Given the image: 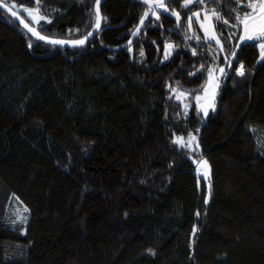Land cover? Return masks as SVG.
Here are the masks:
<instances>
[{
  "label": "trees",
  "instance_id": "obj_1",
  "mask_svg": "<svg viewBox=\"0 0 264 264\" xmlns=\"http://www.w3.org/2000/svg\"><path fill=\"white\" fill-rule=\"evenodd\" d=\"M96 1L0 0L66 41L94 28ZM184 1L103 0L80 48L0 11V264H264V60L243 41L228 65L259 0ZM197 10L217 16L221 51L188 30ZM221 64L203 119L196 99Z\"/></svg>",
  "mask_w": 264,
  "mask_h": 264
},
{
  "label": "rangeland",
  "instance_id": "obj_2",
  "mask_svg": "<svg viewBox=\"0 0 264 264\" xmlns=\"http://www.w3.org/2000/svg\"><path fill=\"white\" fill-rule=\"evenodd\" d=\"M205 0H191L190 3L187 5L194 4L195 2H203ZM185 6V1L182 4ZM258 6V5H257ZM22 11L27 17L32 19L34 22H38L41 18L38 15L37 12L34 10L27 9L28 11H25V8H21ZM163 9V8H160ZM259 10V7H257ZM199 13L197 16L196 14ZM217 20V16L215 13L205 12L204 10H197L194 11L191 15H189L187 19V28L190 32L194 31L195 25L198 27L200 32L202 33L204 39L206 42H209L214 45V47L218 50H222V42L220 35L215 30V22ZM191 21V24L189 23ZM256 24L259 25V21L255 20L249 23V29L248 34L256 36V33L253 32L254 28L256 27ZM217 40L219 43H217ZM254 41L256 42V39L253 40H246L245 42ZM260 43H258V53H259V60H264V52H262L260 48ZM171 45V48H168L167 46ZM173 45L171 43H166L164 46L163 54L161 57V61H166L172 54ZM167 55V58L165 56ZM223 65H218L212 67L207 74H206V80L204 83V87L202 89L201 94L196 99V107L198 112L202 115V118L205 119L208 113L215 108V101L217 97V83L222 77L224 70ZM241 74V72H239ZM181 98H185L182 93L177 92L176 93V99L181 100ZM194 137V139H193ZM178 140L179 145L186 144L188 147H192L196 143L195 136H189L188 138H176L175 141Z\"/></svg>",
  "mask_w": 264,
  "mask_h": 264
},
{
  "label": "water",
  "instance_id": "obj_3",
  "mask_svg": "<svg viewBox=\"0 0 264 264\" xmlns=\"http://www.w3.org/2000/svg\"><path fill=\"white\" fill-rule=\"evenodd\" d=\"M103 0H100L99 4H97V1L94 5V10H95V14L97 12V8L99 9V13H100V19H101V24L100 27L97 28L96 27V23L94 28L89 32L91 33V35H89V33L85 36L87 37L85 39V37L81 40H83V43H76V41H66V40H59V39H52V38H48L45 37L43 35H41L40 33H38L31 25H29L20 15H12V12H14L10 7L6 6L5 8H0V11H2L4 14H6L22 31H24L28 36H30L31 38L47 44V45H52L55 47H63V48H80L82 46H84L92 37L96 36L97 33L99 32L101 26H102V16H101V11H100V5L102 3ZM140 1L148 6H153L156 7L158 4H165L167 3L169 0H137ZM1 3V2H0ZM7 9H11V11L7 10ZM259 13V11H257V14ZM252 20L249 21V23ZM27 25V26H26ZM29 28L32 29V31H29ZM35 33V34H34ZM245 35L244 32V27L241 24V31H240V35L238 38V41L236 43V47L232 53V55L230 56L229 60H228V65L230 66L233 62L234 57L236 56L240 45L242 44V40L240 39L241 36ZM40 37H43V39H41ZM79 40V41H81ZM235 54V55H234ZM199 167L204 171V173L206 174V177L209 178L210 176V169L207 165V163L205 161H201L199 163Z\"/></svg>",
  "mask_w": 264,
  "mask_h": 264
},
{
  "label": "snow or ice",
  "instance_id": "obj_4",
  "mask_svg": "<svg viewBox=\"0 0 264 264\" xmlns=\"http://www.w3.org/2000/svg\"><path fill=\"white\" fill-rule=\"evenodd\" d=\"M100 0H97V4H99ZM191 0H185V6H187L188 3H190ZM6 5L5 3H0V8H5ZM12 7H16V4L13 3ZM157 7H163L165 11H169L168 8L165 7V5L162 4H158ZM247 7L251 8L252 11L245 13L243 18L241 19L240 17H237L238 22L241 23L244 27V32L245 35L241 36L240 39L242 41H246V40H253V39H257V40H262L264 41V0H259V5L257 6V4L255 3H250L247 5ZM257 7H259V13L257 14ZM9 11H11V9H7ZM25 11H28L27 9H25ZM172 15H175L177 17V21L180 20V15L179 13L175 12L174 10L171 11ZM12 15H17L16 12H12ZM197 16L199 15V13L196 14ZM148 16V12H145L144 17L146 18ZM157 18L159 19V15H157ZM250 20H258L259 21V35L257 36H253L251 34H248V29H249V21ZM141 25L144 23V18L141 19L140 21ZM189 23L191 24V21H189ZM225 23H227V21H225ZM101 24V19H100V13H99V9L97 8V12H96V27L99 28ZM27 26V25H26ZM29 31H32L31 28H29ZM137 31H139V28H137ZM35 34V33H34ZM136 33L133 32V35H135ZM89 35H91V33H89ZM41 39H43V37H40ZM87 37H85L86 39ZM84 41H76V43H83ZM217 43H219V41L217 40ZM168 48H171V45L167 46ZM260 48L262 50V52H264V42L260 43ZM141 55H143V52H141ZM235 55V54H234ZM165 58H167V55L165 56ZM242 74V73H241ZM175 91V90H173ZM194 139V137H193Z\"/></svg>",
  "mask_w": 264,
  "mask_h": 264
},
{
  "label": "crops",
  "instance_id": "obj_5",
  "mask_svg": "<svg viewBox=\"0 0 264 264\" xmlns=\"http://www.w3.org/2000/svg\"><path fill=\"white\" fill-rule=\"evenodd\" d=\"M252 31L256 33V36L259 35V25L256 24V27H255L254 30H252ZM250 42H254V41H250ZM259 42H264V41H262V40H257V39H256V46H257V48H258V43H259ZM259 61H260V60H259ZM261 61H262V60H261Z\"/></svg>",
  "mask_w": 264,
  "mask_h": 264
}]
</instances>
